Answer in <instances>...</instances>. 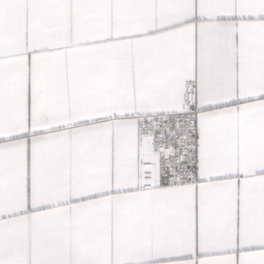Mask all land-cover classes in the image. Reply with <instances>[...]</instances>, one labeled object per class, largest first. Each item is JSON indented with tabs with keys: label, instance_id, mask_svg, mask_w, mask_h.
I'll list each match as a JSON object with an SVG mask.
<instances>
[{
	"label": "snow or ice",
	"instance_id": "obj_1",
	"mask_svg": "<svg viewBox=\"0 0 264 264\" xmlns=\"http://www.w3.org/2000/svg\"><path fill=\"white\" fill-rule=\"evenodd\" d=\"M0 264H264V0H0Z\"/></svg>",
	"mask_w": 264,
	"mask_h": 264
}]
</instances>
